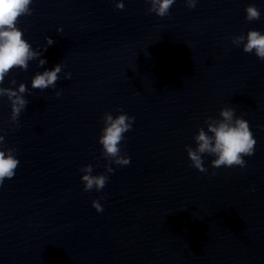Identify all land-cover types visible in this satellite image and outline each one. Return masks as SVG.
<instances>
[{"label":"water","instance_id":"obj_1","mask_svg":"<svg viewBox=\"0 0 264 264\" xmlns=\"http://www.w3.org/2000/svg\"><path fill=\"white\" fill-rule=\"evenodd\" d=\"M123 2L33 0L18 18L34 49L53 39L44 67L63 70L44 90L30 84L38 59L11 71L29 89L19 127L0 99V135L20 161L0 187V264H264V61L231 43L264 31V0H176L165 17ZM249 4L258 20H245ZM226 106L249 122L253 155L243 169L209 156L206 172L189 167L185 146ZM118 109L135 117L130 163L86 192L79 169L105 172L102 116Z\"/></svg>","mask_w":264,"mask_h":264},{"label":"clouds","instance_id":"obj_2","mask_svg":"<svg viewBox=\"0 0 264 264\" xmlns=\"http://www.w3.org/2000/svg\"><path fill=\"white\" fill-rule=\"evenodd\" d=\"M150 6L148 12L154 13L158 17H165L169 14L171 6L176 0H145ZM185 5L192 9L196 6L197 0H184ZM33 0H0V99L7 98L10 104V121L19 127L18 117L25 110L28 100L25 93L28 86L11 77V71L19 69L26 71L29 62L38 59V66L43 71L36 72L31 78V89L44 90L48 88L56 89V82L60 79L63 64L57 63L52 68H45L46 58H43V51L51 46L54 41L46 37V46L41 50L34 49L32 45L23 38V31L17 26L18 18L24 15H31V5ZM123 0H115L117 9L124 8ZM245 20H258L261 16L260 10L255 4L245 7ZM57 28V32H61ZM231 43L237 48H242L243 52L254 54L259 60L264 61V31L249 29L246 33L235 35L231 38ZM8 81V86L5 81ZM64 79H71L70 72H64ZM60 96V91L55 92ZM135 120L134 116L128 115L122 109L117 110V114L105 112L102 116L103 126L100 129L98 143L101 146V155L107 161L105 172L93 174L92 165H84L79 169L82 173L80 180L84 191L95 190L100 192L109 180V173L114 171L112 164L117 166H127L130 157L123 151L122 141L125 140V133L130 131ZM194 147L186 145V152L189 158V167H193L200 172H206L204 157H212L210 165L212 168H230L239 166L243 169L246 165L245 156H251L254 152L256 140L250 130L249 122L242 116L235 114L232 107H222L218 116L208 117L204 121V126L198 127L193 136ZM20 161L16 155V149L7 147L4 143V136L0 135V187L5 180L15 176ZM250 191H254L250 187ZM100 199H103L101 197ZM92 207L97 212L103 211V206L99 200L92 201Z\"/></svg>","mask_w":264,"mask_h":264}]
</instances>
